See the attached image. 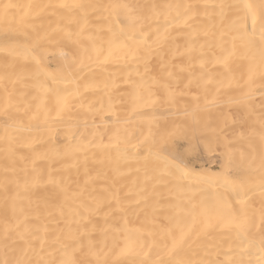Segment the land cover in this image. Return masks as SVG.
Here are the masks:
<instances>
[{
  "label": "bare ground",
  "instance_id": "bare-ground-1",
  "mask_svg": "<svg viewBox=\"0 0 264 264\" xmlns=\"http://www.w3.org/2000/svg\"><path fill=\"white\" fill-rule=\"evenodd\" d=\"M0 264H264V0H0Z\"/></svg>",
  "mask_w": 264,
  "mask_h": 264
}]
</instances>
